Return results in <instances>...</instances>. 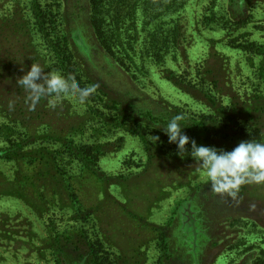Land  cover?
Masks as SVG:
<instances>
[{
	"label": "rangeland",
	"instance_id": "rangeland-1",
	"mask_svg": "<svg viewBox=\"0 0 264 264\" xmlns=\"http://www.w3.org/2000/svg\"><path fill=\"white\" fill-rule=\"evenodd\" d=\"M33 3L0 0L15 63L0 70V264H254L264 185L216 194L190 152L192 140L225 151L264 143V0L140 9L127 67L95 35L90 0H39L52 42ZM32 63L98 87L83 105L30 109L16 82ZM178 114L190 140L180 155L163 131Z\"/></svg>",
	"mask_w": 264,
	"mask_h": 264
},
{
	"label": "clouds",
	"instance_id": "clouds-1",
	"mask_svg": "<svg viewBox=\"0 0 264 264\" xmlns=\"http://www.w3.org/2000/svg\"><path fill=\"white\" fill-rule=\"evenodd\" d=\"M23 71V68L21 69ZM27 95L30 109L46 100L50 109H55L64 100H71L83 105L95 93L97 85L81 88L75 77L63 76L57 71L45 72L38 63H32L30 70L17 80ZM9 104V108H13ZM183 115H176L167 123L164 133L169 143L177 145L178 154L185 153L189 137L184 134L181 122ZM159 141V137H152ZM191 158L202 170V178L211 184V190L219 195H226L232 200L238 198L241 187L246 184L264 185V143L242 141L231 151L218 150L214 147L198 146L191 141Z\"/></svg>",
	"mask_w": 264,
	"mask_h": 264
},
{
	"label": "trees",
	"instance_id": "trees-1",
	"mask_svg": "<svg viewBox=\"0 0 264 264\" xmlns=\"http://www.w3.org/2000/svg\"><path fill=\"white\" fill-rule=\"evenodd\" d=\"M158 1L161 0H90L91 24L95 35L107 54L112 59L117 60L122 66L127 67L126 60L131 58L129 53L131 52V49L135 50L133 40H130V36L132 33L131 30H136L135 19L138 10L142 9L144 17H155L158 15V12L159 15H162L164 12L161 6L165 7L166 10L172 8L175 10L180 9V6L169 7V4L161 5L157 3ZM178 1L179 0H170V3L173 4ZM167 2H169V0H167ZM31 10L36 20L38 31L43 38L47 40L46 42H52L50 39V36L52 37L50 32V20H48V16L42 5L39 3V0H34ZM12 17V20L18 18L24 20L22 17H18L17 13L12 14ZM28 29L26 23L23 25L17 24L11 27L10 35L15 36L18 32L26 33ZM177 30L178 29L176 28L175 32ZM0 38L4 41L0 43V70L14 67L15 63L13 61L6 62V58L12 55V53H10L12 49L7 47L9 41H6V37L4 36L1 37L0 35ZM169 38L170 37H168V40ZM166 43H168V41L163 44ZM151 45L153 46V44ZM56 52L61 56L58 50ZM151 56L152 59H156L157 61H160L161 59V53H154ZM2 74L5 73H0V84L2 83ZM254 264H264V253L260 255Z\"/></svg>",
	"mask_w": 264,
	"mask_h": 264
}]
</instances>
